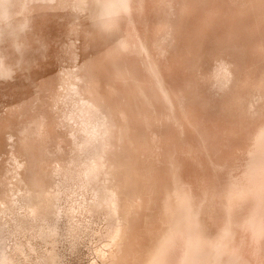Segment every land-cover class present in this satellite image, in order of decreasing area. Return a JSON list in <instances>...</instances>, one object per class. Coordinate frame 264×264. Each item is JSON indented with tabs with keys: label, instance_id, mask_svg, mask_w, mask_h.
Wrapping results in <instances>:
<instances>
[{
	"label": "bare ground",
	"instance_id": "bare-ground-1",
	"mask_svg": "<svg viewBox=\"0 0 264 264\" xmlns=\"http://www.w3.org/2000/svg\"><path fill=\"white\" fill-rule=\"evenodd\" d=\"M264 0H35L0 51V264H264Z\"/></svg>",
	"mask_w": 264,
	"mask_h": 264
},
{
	"label": "clouds",
	"instance_id": "clouds-1",
	"mask_svg": "<svg viewBox=\"0 0 264 264\" xmlns=\"http://www.w3.org/2000/svg\"><path fill=\"white\" fill-rule=\"evenodd\" d=\"M35 0H0V51L11 42H22L31 30Z\"/></svg>",
	"mask_w": 264,
	"mask_h": 264
},
{
	"label": "snow or ice",
	"instance_id": "snow-or-ice-1",
	"mask_svg": "<svg viewBox=\"0 0 264 264\" xmlns=\"http://www.w3.org/2000/svg\"><path fill=\"white\" fill-rule=\"evenodd\" d=\"M262 198H264V193H262Z\"/></svg>",
	"mask_w": 264,
	"mask_h": 264
}]
</instances>
